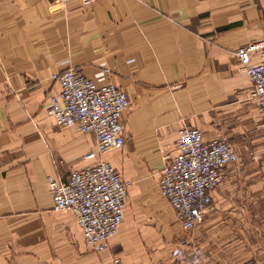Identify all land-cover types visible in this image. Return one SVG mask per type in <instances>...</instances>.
<instances>
[{"label":"crops","instance_id":"1","mask_svg":"<svg viewBox=\"0 0 264 264\" xmlns=\"http://www.w3.org/2000/svg\"><path fill=\"white\" fill-rule=\"evenodd\" d=\"M263 37L264 0H0V264H156L166 250L177 253L167 264H199L158 183L185 126L227 134L238 154L196 249L241 250L246 226L264 221V127L235 51ZM103 65L130 101L125 145L103 158L131 183L119 232L95 253L76 216L53 208L47 177L95 165L85 155L97 141L58 128L46 108L54 74Z\"/></svg>","mask_w":264,"mask_h":264},{"label":"built area","instance_id":"2","mask_svg":"<svg viewBox=\"0 0 264 264\" xmlns=\"http://www.w3.org/2000/svg\"><path fill=\"white\" fill-rule=\"evenodd\" d=\"M81 1L86 5L95 0ZM235 55L253 84L251 98L258 104L264 127V37L238 48ZM111 75L106 65L92 77L72 67L54 74L60 91L49 93L46 108L58 128L76 127L97 141V149L85 155V159L97 160L95 165L74 170L67 179L47 177L53 208L76 216L87 246L95 253L107 250L110 239L119 232L130 187L122 172L103 158L124 147L123 115L130 105L127 93L111 81ZM177 146L176 156L164 157L159 191L182 227L191 231L204 220L212 205V192L222 183L228 167L237 162L238 154L227 134L205 140L201 130L191 126L180 130ZM112 264L124 263L116 256Z\"/></svg>","mask_w":264,"mask_h":264},{"label":"rangeland","instance_id":"3","mask_svg":"<svg viewBox=\"0 0 264 264\" xmlns=\"http://www.w3.org/2000/svg\"><path fill=\"white\" fill-rule=\"evenodd\" d=\"M260 161V158L259 160ZM237 163V162H236ZM260 179V183L264 184V176L260 172L257 174ZM131 183V182H130ZM204 221H202L197 227H195L191 231H186L187 239L184 240L185 247H191L192 257L199 259V264H264V221H254L253 225L248 224L246 226L248 228V232H250V236L243 237V241L241 243V250H237L236 252H229V250H222L214 253H202L201 247L199 250L196 249V238L194 237V231L200 225H202ZM246 246H249V251H246ZM195 247V248H194ZM198 253L200 257H198ZM177 253L171 250L160 252V258L152 259V262L156 264H167V261H171L173 256H176ZM176 264V263H175Z\"/></svg>","mask_w":264,"mask_h":264}]
</instances>
